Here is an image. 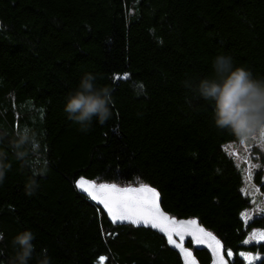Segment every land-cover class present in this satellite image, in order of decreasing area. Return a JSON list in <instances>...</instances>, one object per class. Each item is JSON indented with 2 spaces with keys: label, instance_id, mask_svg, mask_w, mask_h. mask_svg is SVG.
<instances>
[{
  "label": "trees",
  "instance_id": "1",
  "mask_svg": "<svg viewBox=\"0 0 264 264\" xmlns=\"http://www.w3.org/2000/svg\"><path fill=\"white\" fill-rule=\"evenodd\" d=\"M218 54L264 77V0H0V264L26 229L29 264L44 248L51 264H181L158 234L111 225L77 192L78 177L147 185L169 216L212 233L228 264H244L243 251L264 264V243L242 244L251 228L264 233V215L240 218L249 202L223 148L235 138L214 126L211 102L185 100L182 82L211 76ZM85 72L114 101L86 132L64 112Z\"/></svg>",
  "mask_w": 264,
  "mask_h": 264
},
{
  "label": "clouds",
  "instance_id": "2",
  "mask_svg": "<svg viewBox=\"0 0 264 264\" xmlns=\"http://www.w3.org/2000/svg\"><path fill=\"white\" fill-rule=\"evenodd\" d=\"M213 73L198 81L184 80L183 86L192 94L185 97L192 106L195 99H203L213 104L214 126L228 132L236 141L255 144L264 131V77H257L245 67L233 64V58L227 54H218L212 61ZM112 89L98 85L97 77L85 72L77 87L66 95L64 112L67 118L88 131L93 121L104 124L112 117ZM227 105V106H225ZM29 140L27 130L19 134L17 146ZM7 165L0 162V183H3ZM38 185L29 180L25 192L35 194ZM3 233H0L2 238ZM35 235L31 230L18 232L12 238L13 255L8 264H29L34 257ZM36 264H51L47 249H41L36 255Z\"/></svg>",
  "mask_w": 264,
  "mask_h": 264
},
{
  "label": "snow or ice",
  "instance_id": "3",
  "mask_svg": "<svg viewBox=\"0 0 264 264\" xmlns=\"http://www.w3.org/2000/svg\"><path fill=\"white\" fill-rule=\"evenodd\" d=\"M227 106V105H225ZM264 137V131L260 134ZM251 178V177H250ZM78 187L87 192L93 200L98 201L107 210L113 221L130 220L132 223L143 222L151 224L153 227L160 228L168 234L169 242L180 248L183 252L187 264H195L192 260V253L183 247V244H177L172 240V234L184 239L185 235H191L197 244L209 243V247L216 252L219 257L220 242L211 233L203 228L196 226L195 221L176 222L166 217L159 208L158 194L154 189L148 186L137 188L124 187L119 188L112 184H97L83 179L77 182ZM260 239L264 240V233H260ZM256 234H253L255 239ZM246 243L248 241H245ZM229 256L232 253L229 251ZM259 259V257H256ZM218 264H224L222 259Z\"/></svg>",
  "mask_w": 264,
  "mask_h": 264
},
{
  "label": "rangeland",
  "instance_id": "4",
  "mask_svg": "<svg viewBox=\"0 0 264 264\" xmlns=\"http://www.w3.org/2000/svg\"><path fill=\"white\" fill-rule=\"evenodd\" d=\"M223 148L226 154L233 159L241 175L242 186L240 191L249 203L241 211L240 218L247 224L253 218L264 215V137L260 135V140L255 144H246L234 139L225 143ZM116 186L121 187L120 185ZM260 233H263L261 229L251 228L242 244L249 246L264 243V240L260 239ZM253 234H256L255 239H253ZM239 256L244 260V264H256L263 258V255L256 251H243L239 253Z\"/></svg>",
  "mask_w": 264,
  "mask_h": 264
},
{
  "label": "water",
  "instance_id": "5",
  "mask_svg": "<svg viewBox=\"0 0 264 264\" xmlns=\"http://www.w3.org/2000/svg\"><path fill=\"white\" fill-rule=\"evenodd\" d=\"M81 179L85 180V181H88V182H93L91 180H87L85 178H78L77 181H76V189H77V192L85 197L87 200H89L93 205H95L97 208H99L102 213L105 215L107 221L111 224V225H114V226H132L134 228H139V229H147L153 233H156L158 234L159 236H161L165 241L166 243L168 244L169 248L174 252L176 253L180 260H181V264H187V260L183 254V252L181 251L180 248L176 247L173 243H170L169 242V237H168V234L161 230L160 228H157V227H153L151 226V224H146V223H143V222H138V223H132L130 220H117V221H113V219L110 217V215L108 214L107 210L103 207V205H101L98 201L96 200H93L91 198V196L85 192L82 188L78 187L77 185V182L80 181ZM112 185V184H110ZM143 184L141 185H130V186H126V187H132V188H137V187H140L142 186ZM143 186H147V185H143ZM118 187V186H117ZM149 187V186H148ZM119 188H124V187H119ZM153 189V188H152ZM155 190V189H154ZM156 191V190H155ZM157 193V191H156ZM158 194V193H157ZM158 202H159V208L161 210V212L166 216L168 217L169 219L171 220H174L176 222H189V221H195L196 222V226L200 227V228H203L206 232L210 233L208 230H206L196 219H189V218H186V219H183V218H175V217H171L169 216V214H167L165 211L162 210L161 208V205H160V197L158 195ZM212 234V233H211ZM213 235V234H212ZM214 236V235H213ZM216 238V237H215ZM217 239V238H216ZM172 240L175 241L177 244H183V247L185 249H187L188 251H190L192 253V260L195 261V264H198L194 255H193V251L189 248L186 247L187 243L188 242H191L192 244V248L193 250L195 251H204L206 252L209 257H210V264H218V260L222 259L224 261V264H228V260L225 256V249L224 247L222 246L221 242H220V247H219V257L217 256L216 252L213 251V249L211 247H209V243L208 242H205V243H201V244H197L191 235H185L184 239L181 240V238L179 236H177L175 233L172 234Z\"/></svg>",
  "mask_w": 264,
  "mask_h": 264
},
{
  "label": "bare ground",
  "instance_id": "6",
  "mask_svg": "<svg viewBox=\"0 0 264 264\" xmlns=\"http://www.w3.org/2000/svg\"><path fill=\"white\" fill-rule=\"evenodd\" d=\"M190 244H191V242H190ZM187 247V246H186ZM187 248H189V247H187ZM189 249H191L193 252H194V250H193V248H192V244H191V247L189 248ZM196 251V250H195ZM209 256V255H208ZM210 258V257H209ZM211 261V260H210ZM210 264V263H209Z\"/></svg>",
  "mask_w": 264,
  "mask_h": 264
}]
</instances>
